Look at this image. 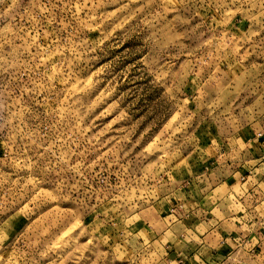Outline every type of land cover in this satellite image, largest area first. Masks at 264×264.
I'll return each mask as SVG.
<instances>
[{
	"label": "clouds",
	"instance_id": "9594fccd",
	"mask_svg": "<svg viewBox=\"0 0 264 264\" xmlns=\"http://www.w3.org/2000/svg\"><path fill=\"white\" fill-rule=\"evenodd\" d=\"M231 6L252 17L264 32V0L216 5L218 11ZM36 7L26 11L21 0H0V71L9 74L7 82L0 84V139L7 152L0 165L15 173L26 170L35 187L51 185L58 198H74L81 218L95 215L84 226L94 264H264V252L255 254L257 244L264 249V155L253 158L254 150L259 153L262 147L258 138L264 136V81L252 83L238 104V96L231 93L222 104H209L202 97L198 65H186L188 71L174 74V61H166L170 53L180 51V42L150 38L154 45L150 55L156 57L152 70L167 73L159 83L170 89L161 104L180 110L188 121L182 142L165 162L167 168L149 172L141 160L121 157L111 161L112 167L99 163L97 172L78 150L73 155L71 139H58L67 136L71 112L68 105L60 104V77L48 78L38 62L39 46L26 33L43 37L47 30V39L56 46L60 20L48 8L36 11ZM203 27L213 31L212 25ZM70 29L71 25L64 31ZM72 34L76 36L75 29ZM239 42L243 46L248 39L242 36ZM29 47L36 49V56ZM189 76L193 77L191 93L185 91ZM249 96L255 102L245 104ZM249 129L257 139L245 142ZM76 160L81 161L79 166ZM241 168H247L251 177L241 176ZM114 171L118 175L113 182ZM166 172L175 178L165 179ZM229 178H235V188L225 183ZM166 206L171 210L167 217ZM240 212L243 215L237 216ZM222 232L239 237L232 241L227 258L220 254ZM249 236L255 239L248 240Z\"/></svg>",
	"mask_w": 264,
	"mask_h": 264
},
{
	"label": "rangeland",
	"instance_id": "374dc122",
	"mask_svg": "<svg viewBox=\"0 0 264 264\" xmlns=\"http://www.w3.org/2000/svg\"><path fill=\"white\" fill-rule=\"evenodd\" d=\"M21 2L26 11L34 6H38L36 11L48 8L60 20L63 42L56 37V46L47 39V30L43 37L26 35L39 46L38 62L48 78L60 77V104L68 105L71 112L67 136L58 139H71L73 155L78 150L88 167L97 172L99 163L112 167L111 161L121 157L125 161L141 160L149 172L167 168L165 162L182 142V130L188 121L180 110H169L161 104L170 89L159 83L167 73L152 70L156 57L150 55L154 51L150 38L156 41L159 37L161 43L180 42V51L170 53L166 61H174V74L188 71L186 65H198L202 97L209 104H222L228 93L238 96V104L252 83L264 81V46H260L264 32L235 6L217 10V4L230 5L232 0H212L211 4L203 0L204 7L202 0ZM203 24L212 25L213 31ZM69 25L71 29L64 31ZM242 36L248 39L243 46L239 42ZM29 51L37 55L35 48L29 47ZM8 76L0 71V84L7 82ZM192 79L189 76L185 88L188 93L192 91ZM196 91L201 94V89ZM244 102L255 100L249 96ZM185 103L190 104L187 99ZM58 110L63 111L59 105ZM244 139H257L256 133L249 129ZM257 142L262 147L259 153L254 150L253 158L260 160L264 136ZM6 155L5 141L0 139V162ZM80 163L74 162L75 166ZM177 163L172 160L173 166ZM238 171L245 179L251 177L247 168ZM25 172L15 173L7 165H0V264H94L96 258L87 251L90 237L84 226L91 224L95 215L81 218L74 198H58L51 185L35 187ZM117 175L112 173L113 182ZM169 178H175L172 172L165 173V179ZM225 183L235 188L237 182L229 178ZM25 184L30 187L25 188ZM163 215H171L167 206ZM220 235L224 236L220 254L227 258L232 253V241L239 237L235 232L230 237L225 232ZM262 252L257 244L255 254Z\"/></svg>",
	"mask_w": 264,
	"mask_h": 264
}]
</instances>
